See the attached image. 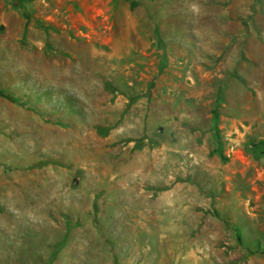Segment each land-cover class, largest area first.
<instances>
[{"label":"rangeland","instance_id":"1","mask_svg":"<svg viewBox=\"0 0 264 264\" xmlns=\"http://www.w3.org/2000/svg\"><path fill=\"white\" fill-rule=\"evenodd\" d=\"M259 140L264 0H0V264H264Z\"/></svg>","mask_w":264,"mask_h":264},{"label":"trees","instance_id":"2","mask_svg":"<svg viewBox=\"0 0 264 264\" xmlns=\"http://www.w3.org/2000/svg\"><path fill=\"white\" fill-rule=\"evenodd\" d=\"M218 119H219L218 108L215 107L212 111V117H211V136L214 144V149L211 152V154L216 155L219 159L225 161L226 157L222 153L220 132L218 130ZM247 151L251 153L254 158H258L260 156L264 157V140L247 143ZM160 190L158 189L157 191ZM236 237L237 240L239 241V236L237 235Z\"/></svg>","mask_w":264,"mask_h":264}]
</instances>
